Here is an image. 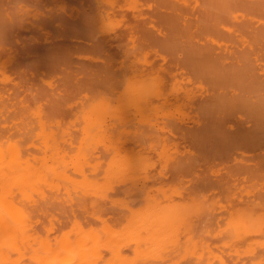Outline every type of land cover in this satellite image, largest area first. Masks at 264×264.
I'll return each instance as SVG.
<instances>
[{"label":"bare ground","instance_id":"1","mask_svg":"<svg viewBox=\"0 0 264 264\" xmlns=\"http://www.w3.org/2000/svg\"><path fill=\"white\" fill-rule=\"evenodd\" d=\"M120 1L0 0V20L7 19L10 22L9 26L3 30L4 44L0 46V264H163L165 261L176 262L190 256L195 259L194 264H225V262L228 263V260L223 259L226 257L221 252L225 255L235 252L237 255L239 250L254 257L250 260L251 257L244 259L242 256L243 261H249L243 262L239 258L238 261L243 262L242 264H258L264 261V252L260 255L256 254L258 247L264 250V168L261 169L263 173L260 176L262 178L256 177L257 173L260 174L259 170L256 172L258 166L255 172L253 171L255 170L254 166V169L251 170L250 168L249 173L251 174L245 178L242 177L239 182L245 181V184H240L239 188L235 186L238 185L236 182L234 186L233 183L231 185V180L226 183L228 185L225 189L229 185L231 187V191L230 188L227 189L228 191L226 190L227 196L220 193L224 190L225 185L221 184L227 182L226 178L223 177L224 180L226 179L225 182L223 181L224 183L219 182L223 178L217 180L221 183L218 185L219 189L222 186L221 189L223 190L218 191V188L215 190L217 186L213 187L215 183L211 179L213 178L214 181V177H219L213 176L212 173L215 171L211 172L212 178H208L207 182L204 178L202 179L204 183L197 177L199 172L196 171L197 174L193 172V169L195 171L197 168H193L192 172L187 170L190 174L193 173L195 177L185 171L187 166H191L193 160L198 159L196 162L199 165L202 164L199 161L202 157L207 159V163L208 160L215 159V157L225 158L226 149L236 148L234 145L247 148L252 143H256V146L264 143V140H259L263 138L261 136H264V73L259 72V64L256 63L259 54L262 55V59L259 58V60H264V0H164L165 2L161 0L163 7L167 1L166 6L170 2L176 9L191 8L198 10L195 17L191 14L193 21H191V15L188 17L191 22L195 20V27L193 26V28L198 34L200 33L199 38L201 35L204 41L205 39L210 41L206 42L208 49L209 43L210 47L217 45L218 49L220 47L223 50L232 48L229 51V56L234 55L232 57L234 60L230 62H228V58H231L223 55V53L221 56L220 54H212L208 56L209 58L201 56L203 59H208L191 62L193 66L198 63L195 66L201 64L204 67L202 69L199 66L200 72L206 71L202 72V75L200 74L202 76L200 78H206L204 74L207 73V77L209 75L216 86L223 88L222 83L225 88L224 94H222L223 89L220 90L221 88L216 89L217 94V91L215 93L213 91L211 101L207 102V100L195 110L194 108L191 109L190 101L194 99L200 88L199 84L202 83H197V87L194 86V83L187 86L184 78L187 79L188 76L184 77L182 76L184 73L180 72V75L179 72V74L176 72L181 70L178 68L180 65L176 66L178 70H175L177 68L174 65H170L173 67L172 70H169L168 67L166 70L165 66L167 65H154L151 60L152 57L150 58L151 52L147 50H143V52L142 48H139L141 43L133 38H131V42L118 43V45L126 44V48L123 49L124 52L120 57H118L119 54L116 58L115 53L112 54L107 50L106 43H113L114 41L113 38L112 41H107L110 40L107 38L111 35L110 32L117 29L116 33H118L120 28L123 29L121 26L124 27V24L128 23L124 21L127 18L124 19L123 17L127 8L132 9L130 12L133 13V9H135L137 16L141 17L140 12L137 13L139 9H136L139 4L138 0H123L121 3ZM157 2L158 7L161 2L159 3V0ZM117 7L119 8L118 13L116 12L117 15L122 12L120 10L126 9L125 12L123 11L124 15H121L123 12L120 14V19L118 18L119 15L117 17L115 14ZM143 9L146 8L143 7ZM140 10L142 11L141 8ZM145 11V14H148L147 10ZM185 11H182L184 15L187 14ZM15 18L22 19V23H11ZM122 18L124 24L121 21ZM187 19L184 20L187 21ZM188 23L184 25L188 26L187 30L191 33L193 29L189 27L191 23L189 25ZM250 24L257 26L253 28L250 27ZM118 25L120 26L119 29ZM135 25L133 28L137 29ZM142 25L140 26L142 27ZM133 28L130 29L131 31L127 29L129 33L133 34L132 37H134L133 32L135 30ZM21 29H26L25 33L28 32L29 35ZM153 30L156 31V29ZM185 30L184 33L187 31ZM129 33L124 36L127 35L128 37ZM145 33L154 34L151 31ZM192 33L191 35L194 36ZM113 34L115 35V33ZM168 34L169 32H167ZM172 34L174 35V33ZM225 34L230 36V39L233 35L238 36L242 46H239L240 43L238 45L225 43L226 39L224 41L221 39V35ZM167 35L165 36L167 37ZM69 36L79 37V41L81 39L92 40L89 43L85 42L86 45L83 42L80 44L85 46L77 47L72 45L73 43H69V41L73 42ZM179 36L178 34L177 38L173 37L177 39L175 41H178ZM236 36H233L235 41L237 40ZM141 37L144 38V35ZM166 37L165 42L168 40ZM184 37L186 41L191 39L187 38L188 36ZM124 38L126 39V37ZM145 38L148 39V37ZM149 38H151L150 35ZM233 39L231 42L234 41ZM44 42L45 44H43ZM165 42L163 43L164 46ZM198 42L195 41V44L197 45ZM40 43L42 44L40 45ZM171 43V46L169 42L167 43L169 48L166 47V49L172 51L179 42H176L174 47ZM187 45L189 43L186 44V47ZM181 46L180 48L183 49ZM188 48L190 49V47ZM166 49H164L165 53L167 52ZM202 49L198 52L195 50V53L203 54ZM189 51L192 53L191 50ZM211 51L209 50L210 53ZM74 53H77L79 58H83L86 61L85 64L81 59L79 60L82 65L77 64L74 58L75 61H72L71 56ZM171 56L173 57V55ZM224 56L228 58L225 59ZM155 59L161 60V58ZM72 62L74 63L72 64ZM184 62L182 61V63ZM187 62L188 65H191L189 64L190 61ZM182 63H180L181 66ZM165 64H167L166 61ZM183 65L188 66L185 63ZM194 67L191 68H198ZM163 68L170 71L167 72L168 75ZM173 70L180 76V79L176 77L177 74L171 73ZM49 71L50 73L55 72V75L51 76L48 74ZM181 71L183 72V70ZM45 73L49 76L46 77ZM186 74L193 75V73L187 72ZM57 77L59 78L56 79ZM123 77L140 80L150 78L155 85L152 99L146 103H130L120 92V83ZM57 80L61 82L58 84ZM53 82L56 84L53 85ZM45 87H49L50 92H47ZM227 88H230L229 93L226 92ZM201 89H203V85ZM219 91L222 93L220 94ZM177 114H181L184 118H190L192 122L194 120L193 124L197 123L196 126L192 124L193 127L195 126L194 128H190L191 124L190 127L188 126L189 128L184 125V128L189 130L188 134L192 138L191 141L195 142L193 146L195 145L197 148H202V145L208 146L207 148L205 146V149L202 148L203 151L198 150L202 157L199 153L197 154L196 148L195 151H197L196 154L199 155V158L196 157L197 155L193 150L189 151L194 147L190 146L191 149L188 147V153L183 154L182 149L178 151L177 142L172 143V136L170 133L168 135V131H173L170 124ZM227 114H235L238 117L237 121L240 124L237 132H233L232 127L221 126L224 123L216 124V121L219 123L222 118L218 119L219 116ZM183 117L179 120L184 119ZM208 117L211 119L214 117L217 120L213 123V118L212 124H210ZM246 122L249 123L248 126H244ZM175 123L172 125L175 126ZM167 124L168 127L170 125L169 128L171 129H165ZM177 126L175 127L177 128ZM171 134L173 133L171 132ZM168 136H171V140L168 139ZM189 136L187 135V138ZM188 141L190 140L188 139ZM179 152L183 154V158L177 157V155L181 156ZM249 152L251 153V151ZM211 153L216 156L209 158ZM233 154L235 155V153ZM253 154L255 155V153ZM185 155L188 157V161L193 156L196 158L191 159L190 164H184L186 169L181 164L177 168L171 164L174 162L172 160L174 158V160L181 158L187 162ZM178 159L177 163H179ZM204 159L202 158L203 161H205ZM169 161L175 167H170L175 170L174 172H180L182 175L181 171L184 168L183 171L189 175L191 181L200 182L199 185L196 182V185L199 186L198 189L192 188V184L196 185L193 182L190 183L191 190L189 187L187 188L190 192H196L200 189L201 192L207 193L209 192L208 188L211 191L212 186L215 188L213 195H205L200 192L199 194L202 195L201 198L203 199H199L200 195L198 194V196L194 192L195 195H188L189 192L186 190L184 182L187 185L190 180L183 171V175L189 180L186 181L184 177L182 179L184 182L180 180L183 182V188L180 183L176 186L179 181L178 178L180 179L177 172L178 176L175 173L172 175L169 173L170 175L168 174L166 177L172 178L173 176L176 181L174 178L172 180L165 177L164 179L161 177L160 180V172L166 173L164 169L168 168ZM239 161L234 167L239 166ZM261 161L262 159L259 163L263 165L264 161H262L263 163ZM196 162L192 166L197 165ZM159 163L164 166V169L159 167L161 166ZM224 163L219 162L220 165ZM240 163L242 167L244 164ZM156 164H159L157 168L155 167ZM234 164L236 165V162ZM228 165L230 166L229 163ZM209 166L211 167L208 165V168H210ZM199 168L201 169V165ZM212 168H214L213 165ZM212 168L208 170L211 171ZM221 168L223 170L224 166ZM247 168H245L246 171L249 169ZM152 170L160 173H156L158 176L154 174L157 176L156 179H154L155 176H150ZM206 170L204 169V171ZM242 170L245 172L244 169ZM242 170L240 169V172ZM230 172H227L228 176ZM165 173L164 176L167 175ZM215 174L217 175V173ZM249 175H255L254 179L261 180L252 182L251 179L253 178ZM205 176L207 179L208 175L205 174ZM231 177L228 178L232 179ZM145 179L148 183L152 182L153 184L157 180L161 181L159 184L166 180L170 182L171 187L168 185L169 183L164 184L169 188L163 185L159 186L156 183L151 188L152 183H150L148 184L151 185L150 189L149 187L146 188V192L144 189L145 195L141 198L138 192L133 193V189L139 188L140 180ZM234 179H232L233 182ZM126 182L131 187L119 188V184H127ZM171 183L175 185H171ZM140 184V187L144 185ZM115 187L117 192L114 190ZM203 188L208 191L203 190ZM119 189H121L120 191L127 189V191L122 192L125 194L124 198V194L121 193L123 200L120 197ZM192 189L196 191H192ZM110 190L112 191L110 192ZM129 190V196L132 194V199L136 198L134 195H139L135 202L127 196L128 193L126 192ZM113 192L119 194L120 201L124 202L125 200V203L130 201L133 205L138 200L139 203L127 209L124 207L126 210L122 209L121 211L120 207H117L118 205L112 204L120 211L111 209L114 212L112 213L109 211L112 205L101 199L106 193L109 196L114 195L111 198L118 201L116 200L119 198L118 195L115 196ZM139 192L141 191L139 190ZM218 192L221 196L218 197L217 195L216 197L215 194ZM238 192L241 193L240 196L242 195L241 197L244 198L245 202L238 194L236 195ZM183 193L187 195H183ZM106 196L105 198L108 199L109 197ZM224 196L225 198L221 199ZM237 196L241 198L242 203L234 200ZM225 201L229 202L228 204L231 203L233 207L225 210L223 208L226 206L224 205ZM104 202H108V204L106 203L105 206ZM104 207H110L107 209L108 213ZM216 208H222L224 211L218 213V217H213L216 213L211 216V212ZM76 209L78 213L82 209L81 214H77ZM195 232H197L196 239L192 236ZM210 235L216 237L215 244L210 242ZM218 252L222 255H219ZM232 253L230 254L234 255ZM229 255H226L227 258H231Z\"/></svg>","mask_w":264,"mask_h":264},{"label":"rangeland","instance_id":"2","mask_svg":"<svg viewBox=\"0 0 264 264\" xmlns=\"http://www.w3.org/2000/svg\"><path fill=\"white\" fill-rule=\"evenodd\" d=\"M119 1H120V0H118V2H119ZM121 1H123V0H121ZM121 1H120V3H121ZM154 1H155V0H153V1H152V0H138L139 4H138V7H137L136 9H139V10H138V11L136 10V11H137V13L140 12L139 15H140L141 17L137 16V14H136V12H135V9H133L134 13H133L132 11L130 12V10H132V9H130V8H127V11H126L125 8H124L125 10H120V12H121V11H122V12H123V11H124V12L126 11V14H127V15H126L124 12H123V14H121V13H122V12H121V13L118 14V15H119V17H118L117 13H118V11H119V10H118L119 8L117 7V8H116L117 10H115V14H116V16L120 19V17H121L120 14H121V15H124V14H125L126 17H125V16H123V17H124V19L127 18V20H124V21H125V22H128V23H126L127 25L124 24L123 18L121 19V21H123V24H124V27L121 26L123 29H121L120 26L118 25V26H119L118 29L120 28V29L118 30V33H116L117 29L112 30V31L110 32L111 35H112L113 33H115V35H114V34H113V36L109 35V37H107V38H108V39L110 38V40H107V41H112V38H113L114 41H113V43H112V42H107L108 44L106 43V45H107L106 48L108 47L107 50H108L110 53H112V54L115 53L116 58H117V56H118L119 54H120V55H119L118 57H120V56L123 54V52H124V50H125V48H126V44H123V45L120 44V45H118V43H128V41H130L131 38H133V39L139 41V43H141V44H140L141 47H139V48H142V49H141L142 51H143V50H144V51L147 50V51H150V52H151V55H152V56H150V58L152 57L151 60H152V63H153L154 65H156V66H161L162 64H163L164 66L167 65V66H165V67H166V68H165L166 70H168V69H169V70H172V69H173V67H170V65H172V66L174 65L175 67H176V66L178 67V66L180 65L178 68H179V69L181 68V70H183V72H182L181 70H178L177 67H176L177 69H175V68H174V69H175V70H178V71H176L177 73H178V72H179V73L181 72L182 74L184 73L182 76H184V77H187V76H188L187 79L184 78V77H181V78H184V80H185L186 83H187V86H189V85H191V84L194 83V86L197 87V86H198L197 83H199V82L202 83V84H199V85H200V86H199L200 88H199V90L197 91V93H196L194 99H192V100L190 101L191 109L194 108V110H195L198 106H200L201 104H204V102H206L207 100H208L207 102L211 101V99H212L211 97L213 96V95H212V94H213L212 92L214 91V93H215V92L217 91L216 89L219 90V88H221V87H218V85L216 86L215 82H213V80L210 78V76L208 75V77H209L210 79L207 77V73L204 74V76L206 75V76H205L206 78H204V77H203V78H200V77H202V76H201V75H202L201 73H202V72H206L205 70H204V71L202 70V72H200V70H201L200 68L203 69L204 67H203L201 64L199 65V66H201L200 68H199V66H195V65L198 64V63H197V64H195L194 66H195V67H198V68H197V69H193V68H191V67H194V66H193V63L191 64V62H194L195 60H196V61H202V59H203L202 57H208V56H211L212 54H213V55L220 54V56H221L222 53H223V55L225 54V55H227L228 57L231 58V59H229L227 56H224L225 59H226V57H227V58H228V62H230L231 60H234V59H232V57H234V55L231 54V55L229 56V54H230L229 51L232 50V48L230 47V48L227 49V50H223V48L220 47V48L218 49L217 45H215L216 47H214V46H211V47H210V43H209V49H208V45H207L208 43L206 44V42H210V41H207V39H205V41H204L203 38H202L201 35H200V38L202 39V40H201V39L199 38V34H200V33L198 34V32H196V30L193 28V26L195 27V24H194V23H195V20H194V22H191V21H193V20H192V19H193V16H192V15H194V17H195V14H196V12H198V10L196 11V9H191V8H182V9H178V8H177V9H176V7L173 6V4H171L170 2H168L169 4H167V6H166L167 1H166V3H164V5L166 6V8H165V6H164V7L161 6V4L163 5L162 2H165L164 0H163L162 2H161V0H159V3H160V2H161V3H160V6L157 7V5H159V4H157V3H158L157 0H156L155 2H154ZM153 2H154V3H153ZM155 3H156V4H155ZM147 5H148V6H147ZM168 5H170L169 8H167ZM171 5H172V6H171ZM143 7L146 8L145 10H147V13H148V14H145L146 11L143 9ZM160 7H163V8L161 9ZM140 8L142 9V11L140 10ZM159 8H160V10H159ZM172 8H173V10H176V11H173ZM174 8H175V9H174ZM122 9H123V8H122ZM128 9H129V11H128ZM152 9H155L156 12H154L155 10H152ZM163 9H164L165 12L163 11ZM165 9H166V10H165ZM169 9H170V10H169ZM158 10H159L160 12H159ZM161 10L163 11L162 14H161V12H162ZM177 10H179V11L177 12ZM181 10H182V11H183V10H184V11L186 10L185 13H187V14L184 15V12H182ZM190 10H191V11H190ZM148 11H150V12H148ZM192 11H193V13H192ZM194 11H195V13H194ZM116 12H117V13H116ZM151 12H152V13H151ZM153 12H154V13H153ZM173 12H175V13L173 14ZM180 12L184 15V19H185V18H188L187 21L183 19V15H182ZM156 13H157V14H156ZM178 13H179L180 15H179ZM189 13H190V14H189ZM141 14H142L143 16H142ZM154 14H155V15H154ZM164 14H165V15H164ZM191 14H192V15H191ZM128 15H129V16H128ZM133 15H134V16H133ZM151 15H152V17H151ZM156 15H157V16H156ZM158 15H159V16H158ZM173 15H174V16H173ZM190 15H191V16H190ZM136 16H137L138 18H137ZM162 16H163V17H162ZM171 16H172V17H171ZM177 16H178V17L180 16V17H179V20H178V17H177ZM185 16H186V17H185ZM188 16H190L191 21H190V18H189ZM135 17H136V18H135ZM143 17H144V18H143ZM154 17H155V18H154ZM157 17H158V18H157ZM167 17H168V18H167ZM170 17H171V18H170ZM175 17H176V18H175ZM181 17H182V18H181ZM147 18H148V20H147ZM172 18H173V19H172ZM137 19H138V21H137ZM139 19H140V20L142 19L143 22H144V24H143L142 20L140 21ZM144 19H145V20H144ZM149 19H150V20H149ZM167 20H168L169 22H168ZM171 20H172V21H171ZM182 20H183V21H182ZM188 20H189V21H188ZM139 21H140V22H139ZM145 21H146V22H145ZM147 21H148V22H147ZM160 21H161V22H160ZM175 21H176V22H175ZM185 21H186V22H185ZM138 22H139V23H138ZM166 22L169 23V24H167ZM184 22H185V23H188V22L191 23V25H190L189 27H191V28L193 29V30H191V31L194 32V33H192V32H191V33H192L194 36L191 35V33H190L189 30H187V27H188V26L186 27V26L184 25V24H185ZM121 23H122V22H121ZM146 23H148V24L146 25ZM156 23H157V24H156ZM176 23H178V24H176ZM190 23H188V25H189ZM123 24H122V25H123ZM135 24H137V25L139 24V25L137 26V25H135ZM142 24H143V25H142ZM162 24H164V25L162 26ZM179 24H180V25H179ZM181 24H182V25H181ZM193 24H194V25H193ZM120 25H121V24H120ZM125 25H126V27H125ZM134 25L137 27L138 30L135 29V28H133ZM140 25H142V27H141ZM176 25H177V26H176ZM178 25H179V26H178ZM183 25H184L185 27H184ZM251 25H252V24H250V27H253V28H256V26H257L256 24H253L254 26H253V25L251 26ZM143 26H144V27H143ZM147 26H148V27H147ZM172 26H173V27H172ZM174 26H175V27H174ZM181 26H183V27L181 28ZM131 27L133 28V30L135 29L134 32H133V33H134V37H132L133 34H131V32H130V33L128 32V30L132 29ZM138 27L140 28V30H139ZM150 27H151V28H150ZM169 27H170V28H169ZM141 28H142V29H141ZM164 28H165V30L163 31ZM166 28H167L168 30H167ZM171 28H172V29H171ZM174 28H175L176 30H175ZM178 28H179V29H178ZM184 28H185L187 31H186ZM127 29H128V30H127ZM151 29H152V30H153V29H156L157 32H156L155 30L152 31ZM161 29H162V30H161ZM121 30L123 31V33H122ZM133 30H132V31H133ZM143 30H144V31H143ZM166 30H167V31H166ZM184 30H185L186 32H188V33H186V32L184 33ZM21 31H24V33H25L26 29H25V30L21 29ZM27 31H28V29H27ZM114 31H115V32H114ZM119 31H121V33H119ZM130 31H131V30H130ZM135 31H136V32L138 31V32L136 33ZM140 31H141L142 34H141V33L139 34ZM147 31H148L149 33H150V31H151V33H154L155 35H154V34H148V33H145V32H147ZM165 31H166V32H165ZM176 31H177V33H176ZM163 32H164L165 34H162ZM167 32H169L168 35H167ZM182 32H183V33H182ZM24 33L22 32V34H24ZM126 33H127V34L129 33L130 35H128V37H127V35L124 36ZM157 33H158V34H157ZM170 33H171L172 36L170 35ZM172 33H174V35H173ZM175 33H176V36H177V37H178V34L181 36V37L179 36L180 40H179V38H178V41H175V40H177V39L173 38V37H176V36H175ZM180 33H181L182 35L184 34V36H188L187 38H189V39L191 38V39H190V40L187 39V41H186V38H185L184 36H182ZM25 34H28V32H26ZM117 34H119L120 36L117 35ZM186 34H187V35H186ZM28 35H29V34H28ZM143 35H144V38L141 37V36H143ZM145 35H146V36H145ZM149 35H150L151 38H149ZM156 35H157V36H156ZM159 35H160V36H159ZM165 35H167L169 41L167 40V37H166ZM189 35L192 36V37H190ZM72 36H73V35H72ZM114 36H116V37H115L116 40H115ZM136 36H137V37H136ZM153 36H154V37H153ZM164 36L166 37V40H167L166 42H165V40H164V39H165ZM197 36H198V37H197ZM223 36H224L225 38H224ZM233 36H236V35H233ZM233 36L231 37V39H233ZM124 37H126L127 40H126ZM135 37H136V38H135ZM145 37H148L149 40H148L147 38H145ZM161 37H162V38H161ZM177 37H176V38H177ZM183 37H184V38H183ZM222 37H223V38H222ZM229 37H230V36H228L227 34H225V35H221V39H222L223 41H224V39H226V42H225V43L230 44V45H232V44L238 45V44L240 43L239 46H240V47L242 46V42L238 40V36H236V39H237V40L235 41V40L233 39L234 41H232V42H231V39H230ZM69 38H70V39L72 38L71 41H73V42H70V41H69V43H71V44L73 43L72 45H75V46H77V47L85 46V45H86L85 42L89 43V42L92 40V39L89 40V39H87V38L85 37L87 40H85V39H81L82 41H81V40L79 41L78 39H80V38H79V37L76 38V36H75V37H70V36H69ZM81 38H83V37H81ZM140 38H141V40H140ZM154 38H155V39H154ZM198 38H199L200 40H199ZM122 39H123L124 41H123ZM145 39H146V40H145ZM150 39H151V40H150ZM153 39H154V40H153ZM161 39H163V40H161ZM184 39H185V40H184ZM192 39L195 40L196 42L199 41L200 44H199V42H198L197 45H196V44H195V41H193ZM39 40H41V39H39ZM74 40H75V41H74ZM84 40H85V41H84ZM156 40H158L160 43H159L158 41H156ZM222 40H220V41H222ZM121 41H122V42H121ZM151 41H152V43H151ZM162 41H163V42H162ZM174 41H175V42H174ZM181 41H182L183 43H182ZM185 41H186V42H185ZM191 41H192V42H191ZM39 42H41V41H39ZM42 42H43V41H42ZM60 42L62 43V41H60ZM63 42L65 43L64 40H63ZM78 42H79V43H78ZM82 42H83V44L85 43V45H83V44L80 45ZM130 42H131V41H130ZM153 42H154L155 44H157V45H155ZM164 42H165V46H164V44H163ZM168 42H169V45H170V42H172V43H171V44H173L172 47H174V46L176 45V42H179V43H180V44L177 43L178 45L175 46L176 49L173 48L174 53H173V50H172V51H171V49L168 50V48H169V46H168V44H167ZM161 43H162V44H161ZM174 43H175V44H174ZM188 43H189L190 46L187 45V47H186V44H188ZM191 43H192V44H191ZM41 44H42V43H40V45H41ZM43 44H45V42H44ZM153 44H154V45H153ZM166 44H167V45H166ZM184 44H185V47H183ZM202 44H203V49H202ZM46 45H48V43H46ZM110 45H111V47H109ZM143 45H144V46H143ZM180 45H182L181 47H182L183 49L180 48ZM205 45H206V46H205ZM211 45H212V44H211ZM120 46H122V47H121V50H120ZM153 46H156V47L153 48ZM162 46L164 47V49H166V47H168V48L166 49V50H167L166 53L164 52L165 50L163 49ZM170 46H171V45H170ZM177 46H178L179 48H178ZM198 46L200 47L199 49L197 48ZM204 46H205V47H204ZM41 47H42V46H41ZM143 47H144V48H143ZM188 47H190V49H189ZM194 47H195V48H194ZM212 47H213V48H212ZM118 48H119V49H118ZM177 48H178V49H177ZM185 48H186V50L188 49V50H187L188 52L185 50ZM191 48H192V49L194 48L193 51H192ZM206 48H207V50H206ZM214 48H215L216 50H215ZM123 49H124V50H123ZM201 49L203 50L202 52H204L205 54H204V53H203V54L201 53L202 55H201V54L198 55V53H195L196 51L198 52V51H200ZM204 49H205L206 52H207V51L209 52V50H212L213 52H212V51H211V53L209 52V55H208V52L206 53V52L204 51ZM221 49H222V50H221ZM182 50H183V51H182ZM189 50H191L192 53H190ZM195 50H196V51H195ZM255 50H257V49H255ZM137 51H139V50H137ZM144 51H143V52H144ZM157 51H158V52H157ZM162 51H163V53L161 54ZM170 51H171V52H170ZM175 51H177V52H175ZM178 51H179L180 54L178 53ZM185 51H186V52H185ZM257 51H258V50H257ZM109 52H108V54H109ZM118 52H120V53H118ZM193 52L196 54L195 56H194V53H193ZM153 53H154V54H153ZM169 53H170V54H169ZM183 53H184V56H183ZM259 53H261V52L259 51ZM165 54H166V55H165ZM174 54H176V55H174ZM181 54H182V55H181ZM192 54H193V55H192ZM206 54H207V56H205ZM115 55H114V56H115ZM167 55H168V56H167ZM171 55H173V57H172ZM177 55H178V56H177ZM223 55H222V56H223ZM73 56H75V57H73ZM170 56H171V57H170ZM197 56H199V57H197ZM201 56H202V57H201ZM259 56H260V54H259ZM259 56H257V57H258V60H257L256 63H257V65L259 64V65H258L259 68H258V67H257V68H258L259 72L264 73V70H263V69H264V60H261V61H260L259 58L262 59V58H261L262 55H261L260 57H259ZM77 57H78L77 53H76V54L74 53V55L71 56V60L74 58V59L76 60V63H77V64H78V63L80 64L81 61H80L79 59L83 60V58H81V57H80V58H79V57L77 58ZM168 57H169V58H168ZM187 57H188V59H187ZM196 57H197L198 60L196 59ZM224 57H223V58H224ZM263 57H264V55H263ZM155 58H161V60L159 59L160 62H159L158 59H155ZM167 58L170 59V60H168ZM199 58H200V60H199ZM208 58H209V57H208ZM208 58H204L203 60L208 59ZM74 59H73L72 61H75ZM154 59H155L156 61H155ZM186 59H187V60H186ZM263 59H264V58H263ZM171 60H172V61H171ZM185 60H186V61H185ZM165 61H166L167 64H165ZM182 61H183V62L185 61V62H184L185 65H188V62H187V61H190L189 64H191L192 66H191V65H188V66H191V67H190L191 70H189L190 68H188V66L185 67V66L183 65L184 63H182ZM196 61H195V62H196ZM226 61H227V60H226ZM82 62H84V64H85L86 61L83 60ZM156 62H157V63H156ZM163 62H164V63H163ZM186 62H187V63H186ZM73 63H74V62H72V64H73ZM169 63H170V64H169ZM172 63H173V64H172ZM174 63H175V64H174ZM176 63H177V64H176ZM180 63H182V66H181ZM77 64H76V66H78ZM159 64H160V65H159ZM74 65H75V64H74ZM80 65H82V64H80ZM80 65H79V66H80ZM164 66H162V67H164ZM262 66H263V68H262ZM167 67H168V69H167ZM195 67H194V68H195ZM186 68L188 69L187 71L185 70ZM260 68H261V70H260ZM165 69L163 68V70H165ZM199 69H200V70H199ZM166 70H165V71H166ZM175 70L171 71V73L174 72L173 74H177V73H175ZM194 70H195V72H198V73L193 72ZM196 70H197V71H196ZM46 72H47V71H46ZM167 72H170V71H166V74H167ZM186 72H187V73H193V75H192V74H186ZM179 73H178V74H179ZM181 73H180V75H181ZM208 73H209V72H208ZM262 73H261V75H263ZM45 74L47 75V73H45ZM48 74H50L51 76H52V75L54 76V75H55V72L52 71V72L50 73V71H49ZM168 74H169V73H168ZM168 74H167V75H168ZM178 74L176 75V77H179V79H180V76H179ZM185 74H186V76H185ZM200 74H201V75H200ZM196 75H197V76H196ZM48 76H49V75H47L46 77H48ZM191 76H192L193 78H192ZM194 76H195V78H194ZM58 78H59V77H57L56 79H58ZM209 80H210V81H209ZM57 81H58V84L61 82L60 80H57ZM57 81H56V82H57ZM54 82H55V81H54ZM54 82H53V85L56 84V83H54ZM263 82H264V81H263ZM216 83H218V82L216 81ZM218 84H220V83H218ZM46 85H47V84H46ZM202 85H203V89H201V86H202ZM44 86H45V85H44ZM47 86H49V85H47ZM192 86H193V85H192ZM219 86H220V85H219ZM221 86H222L223 88H221L220 90L223 89V93H222V91H219V93H220V94H221V93L224 94V92H225L224 89H225V88H224V86H223L222 83H221ZM49 87H50V86H49ZM49 87H45V88H46L45 90H46L47 92H50V88H49ZM47 88H49V89H47ZM200 89H201V90H200ZM227 89H228V90H227ZM227 89H226V92L229 93V92H230V88H227ZM48 90H49V91H48ZM217 93H218V91L216 92V94H217ZM210 95H211V96H210ZM203 98H204V99H203ZM201 101H202L203 103H202ZM178 115H179V116H178ZM180 115H181V114H177V115H175L176 118H174V121H173V122L171 121L172 124H174V123H175V120H177L176 123H177V122H178V123H177V124L175 123V126H176V125H178V126L180 125L179 128H178V126H177V128H176V127H175L174 125H172V124H170L171 127H172V129L169 128V127H170V125H169V127H168L169 121L167 122L168 124H167V126H166V128H165L166 130L171 129V130L174 131V132L171 131L173 134H171V132L168 131V135H169V133H170V135L172 136V141H173L172 143L177 142V144L179 145V148H178L179 150H178V151H181V149H182L181 152H183V154H184V153H185V154L188 153V149H189L188 147H190V146H191V147H194V148L191 149V147H190L191 150H189V151H192V150H193V151L195 152V154H196V152H197L198 150L203 151V149H205V146H206V148H207L208 146H207V145H204V146L202 145V148H203V149H202V148H197L195 145L193 146V144H195V142H192V141H191L192 138H191V137L189 136V134H188L189 130L187 131V129L184 128V125H185V127H186V126H187V127H188V126L190 127V124H191V127H190V128H194V127L196 126L195 124H197V123L195 122V124H193V123H194V120H193V122H192V120H191L190 118H187V117L184 118L182 115H181V116H180ZM226 116H227V117L229 116L230 118H229V117L227 118ZM181 117H183L185 120H184V119L179 120ZM221 117H222V118H221ZM186 118H187V119H186ZM208 118H209V117H208ZM213 118H214V117H213ZM213 118H212V119H213ZM219 118H221V120H219V123H218V121H216V120H217L216 118H214L213 123H214L215 121L217 122L216 124H220V125H221V123H224V125H221V126L232 127L233 132H237V130H238L237 128H239V124H240V123L237 121V118H238V117H237L235 114H234V115H228V114H227V115H223V116L221 115V116L218 117V119H219ZM232 118H233V119H232ZM209 119H210V120H209L208 122H211L212 119H211V118H209ZM182 120H183V121H182ZM181 121H182L183 123H182ZM232 121H234V122H232ZM185 122H186L187 124H189V125H187ZM235 122H236V123H235ZM237 123H238V124H237ZM182 124H183V127L181 128ZM192 124L195 125V126L193 127ZM210 124H212V122H211ZM236 124H237V125H236ZM201 125L203 126V123H202ZM204 125H205V124H204ZM248 125H249V123L246 122L244 126H248ZM173 126H174V127H173ZM167 127H168V128H167ZM187 127H186V128H187ZM189 127H188V128H189ZM173 128H174V129H173ZM180 128H181V129H180ZM175 129H176V130H175ZM178 129H179V130H178ZM181 132H182V133H181ZM183 132H184V134H183ZM176 133H177V134H176ZM180 133H181V136H180ZM235 134H236V133H235ZM178 135H179V136H178ZM187 135L189 136L188 138H187ZM171 136H168V139H169V140H171ZM177 136H178V137H177ZM182 136H183L184 138H183ZM173 137H174V138H173ZM261 137L264 138V136H261ZM190 138H191V139H190ZM263 138H261V139H259V140H260V141H263V140H264ZM173 139H174V140H173ZM176 139H177V140H176ZM188 139H189L190 141H188ZM257 139H258V138H257ZM259 140H258V141H259ZM180 141H181V142H180ZM183 141H184V143H183ZM189 142L191 143L190 145H189ZM255 142H256V140H255ZM263 142H264V141H263ZM182 143H183V144H182ZM257 143H258V142H257ZM187 144H188V145H187ZM254 144H255V145H254ZM260 144H261V145H260ZM260 144H258V146H256V143H252V144H251L249 147H247V148H245V147H240V146H238V145H234L237 149H236V148H232V150H230L231 148H229V149H228V150H230L229 152H227L228 150L226 149V151L224 152V153H225L224 155H225L226 157H225V158H220V157L218 158V157H217V158L219 159L218 161H217V158L215 157L216 155L211 153V157H209V158H212V156H213V158L215 157V159H210V160H208V163H207V161H206L207 159L205 160L204 157H202V154H200V152L198 151L197 154L199 153V155H201L200 157H202V158L205 160V161H203L202 158L199 159V161H201V163H202V164H200V165H201V169L199 168V167H200L199 163H197V162H198V159H197V160H193V161L191 160V159H196L195 156H193V155H192L193 157H192L191 159H190V158H189V159L193 162V163L191 162L192 164H194V162L197 161V162H196L197 165L195 164L194 166H196V167H194V166H192V164H191V166L189 165L190 167L187 166L189 169H188V168L186 169V166H185L184 164H185V163H186V164H190V160L188 161V157H187L186 155H185V156H186L187 158L185 157V159L187 160V162H186L185 160L181 159V158L184 157V156H182L183 154H181V152H179V153L181 154V156H178V155H177V157H181V158H179V159L177 158L179 163H177V159L174 160V159H175V158H174V159H172L174 162L172 161L173 163H171V162H170L171 160H170V161H169V164L171 163L173 166L175 165L176 168H177V166H178L179 164H181V165H183V167L186 169V170H185L186 172H189V171H187V170H191V172H192V169H193V168H197L195 171H194V169H193V172L198 171L199 173L196 172V174L198 173L197 177L200 178L201 180L204 178V180H205L206 182H207V180H209L208 178H210V177L212 178V176H210V175H212V174H213V176H214V175H215V176H219V177H214V178H215L214 181H213V178L211 179L212 182H214L215 184L218 182V181H217L218 179L223 178V177L226 178V179H227V182H225L226 179L224 180V178H223V180H222V179L219 180V182H221V183L224 181V182H225V183L223 182L224 184H221V183L218 182L217 185H215V184L213 185V183L210 181L211 184L213 185V187H214V186H217V187H216V189H215V188H212V186H211V191H210V189L208 188L209 192H207V191H208L207 189H204L205 186H202V187H204L203 190H207V191H206L207 193H205V192H201L202 190H200V189H199V191H198V190H197V191L195 190L197 187H199V186L196 185V182H197L198 185H199L200 182H198V181H194V180H193V181L190 180L189 175L192 174V176L195 177V175H194L193 173L190 174V172H189V173H188L189 175H188L186 172L183 171L184 168H182V166H181V168L183 169L182 171L188 175L189 178H188L187 176H186V177L190 180V181H189V180H187V179L185 178V176L183 175L184 173H183L182 171H181V174H182L183 176L180 175V172L178 173V172L176 171V172L179 174V177H180V179L177 177L179 181L182 180L183 177L186 179V181H189V182L187 183V185H186V183L182 180V181L184 182V185L186 186V190H188V189H187L188 187H189V189L191 188V184H192V182H193L196 186H194V185L192 184V188H195V187H196V188H195V189H192V191L195 190L196 192H194V191H193V192L196 193L197 195L201 192V194L204 193L205 195L207 194V195H211V196H212V195H213L212 193H213L215 190H217V188H218V191L224 189L223 191H225V192L222 193L223 191H221L220 193L223 194V195L225 194V196H227V195H226V193H227L226 190L230 188L229 190L231 191V187H230V185H229L228 188L225 189V188L227 187V185H228V184L226 185V183H228V182L231 180V181H230V182H231V185H232V183H233V186H234V184H235V182H236L238 185H235V186H237V187H238V186L240 187V184H241V185H242V184H245V183H244L245 181H244V182H243V181H242V182H239V181H241V179H242L243 176H244V178H245V177H247L248 174H251V173H249L250 168H251V170H252V168L254 169V167H255V170H253L254 172H255L256 169L258 168L256 172H258V170H259V173H260V174L257 173V176H256V177L259 176V178H262V176H260V175H262L261 173L264 172V171H263V172L261 171V169L264 168V163L262 162V161H264V151H263V150H264V149H263V148H264V146H263L264 143H260ZM175 145H176V144H175ZM175 145H174V146H175ZM234 146L232 145V147H234ZM259 146H260V147H259ZM261 146H262V148H261ZM195 148H196L197 151H195ZM243 148H244V149H243ZM251 148H252V149H251ZM260 148H261L262 150H261ZM249 149H250V150H249ZM248 150L251 151V153H250ZM178 151H177V152H178ZM186 151H187V152H186ZM243 151H244V152H243ZM245 151H246L247 153H246ZM170 152H171V151H170ZM194 152H193V153H194ZM236 152H238V153H236ZM175 153H176V150H175ZM179 153H178V154H179ZM193 153H192V154H193ZM202 153H203V152H202ZM228 153H229V154H228ZM233 153H235V155H234ZM244 153H245L246 156L243 155ZM253 153H255V155H254ZM189 154H190V153H189ZM189 154H188V155H189ZM197 154H196V155H197ZM209 154H210V153H209ZM232 154H233L234 156H233ZM237 154H239L238 157H237ZM241 154H242V156H240ZM154 155H155V154H154ZM174 155H176V154H174ZM199 155H197L196 157L199 158V157H198ZM155 156H157V155H155ZM204 156H205V155H204ZM232 156H233V157H232ZM249 156H250L251 159L249 158ZM251 156H252V157H251ZM254 156H255V157H254ZM174 157H175V156H174ZM207 157H208V156H207ZM207 157H206V158H207ZM234 157H235V158H234ZM240 157H241V158H240ZM243 157H245V158H243ZM246 157H247V158H246ZM221 159H222L223 161H222ZM236 159H237V160H236ZM256 159H257V160H256ZM261 159H262L261 162L263 163V165H261V163H259ZM179 160H181L182 162L179 161ZM212 160H213V162H212ZM215 160H216V161H215ZM224 160H225V163H224ZM238 160H240L239 163L242 162V164H244L243 166H247L249 169H248L247 167H243V166L241 167V166H240L241 163H240V164L238 163V165H239L238 167H234V166H237V162H238ZM243 160H244V161H243ZM245 160H246V161H249V162H246ZM251 160H252V161H251ZM255 160H256V161H255ZM221 161H222V162H221ZM226 161H227V162L229 161L228 163L230 164L231 167L228 165V163H227ZM250 161H251V162H250ZM254 161H255V162H254ZM175 162H176L177 164H176ZM203 162H204V163H203ZM216 162H218V163H216ZM219 162H220L221 164H222V163H224V164H223V165H220ZM233 162H234V163L236 162V165H235ZM245 162H246V163H245ZM257 162H258V163H257ZM174 163H175V164H174ZM232 163H233L234 165H233ZM250 163H251V164H250ZM159 164H160V163H159ZM159 164H156L155 167L157 168V166H159ZM169 164H167V166H168L169 169H168L167 167H165V168H167V169H164V166H162V165L160 164L161 166H159V167H160V168L163 167V169L166 171V173L164 172L165 175L167 174L166 176H164V173H163V172H160V170H159L160 168H159L158 170H159V172L161 173V175H159L160 180H161V177H162V179H164V177L166 178V177L168 176L169 173H170L171 175H172V173H173V174L175 173V174L178 176V174H177L176 172H174L175 170H174L173 168H175V167H173L171 164H170V166H169ZM203 164H204V165H203ZM205 164H206V165H205ZM207 164H208V165H211V167L209 166L210 168H212V165H213L214 168H212V170L209 171L210 168H208V165H207ZM216 164H217V165H216ZM231 164H232L233 166H232ZM249 164H250V165H249ZM219 165H220V166H219ZM165 166H166V165H165ZM171 166H172L173 168H170ZM197 166H198V167H197ZM204 166H205V167H204ZM222 166H224L223 170H222V168H221ZM251 166H252V167H251ZM253 166H254V167H253ZM257 166H258V167H257ZM179 167H180V166H179ZM256 167H257V168H256ZM202 168H204L205 170H206V168H207V170H208V169H209V170H208V171L206 170V171H207V172H206V171H204V169H202ZM245 168H247L248 170L246 171ZM213 169H215V170H213ZM216 169H218V170H216ZM219 169H220V170H219ZM229 169H231V170H229ZM240 169H241V170L244 169L245 172H243V170L240 172ZM154 170H155V169H154ZM154 170H152V171H154ZM158 170H157V171H158ZM176 170H177V169H176ZM226 170H228V171H226ZM236 170H237V171H236ZM263 170H264V169H263ZM152 171H150V176H151V177H152V176L154 177L155 175H157L156 173H159V172H155L156 170L154 171V173H151ZM168 171H169V172H168ZM178 171H180V169H178ZM202 171H203V173H202ZM212 171H215V172L211 174ZM229 171H231V172L229 173V176H228V175H227V174H228L227 172H229ZM260 171H261V172H260ZM167 172H168V173H167ZM200 172H201V174H200ZM205 172H206V173H205ZM209 172H210V174H209ZM220 172H221L222 174H221ZM223 172H224V176H223ZM160 173H159V174H160ZM207 173H208V174H207ZM215 173H217V175H216ZM218 173H219V174H218ZM235 173H236V174H235ZM154 174H155V175H154ZM170 174H169V175H170ZM186 174H185V175H186ZM199 174L201 175V177L199 176ZM203 174H204V175H203ZM205 174L208 175L207 179L205 178V177H206ZM237 174H238V175H237ZM252 174H253V173H252ZM255 175H256V173H255ZM255 175H252V176L249 175L250 177L253 178V179H251L252 182H253V181H259V180H261V179L256 180L257 178L254 179V176H255ZM157 176H158V175H157ZM157 176H155L154 179H156ZM174 176H175V175H174ZM204 176H205V177H204ZM225 176H228V177H231V176H232L231 178H232V179L235 178V179H234L235 181L233 182L232 179H230V178H228V177H225ZM181 177H182V178H181ZM197 177H196V178H197ZM238 177H239V178H238ZM168 178L170 179L171 177H168ZM168 178H166V179H168ZM172 178H174V181H176V178H175V177L172 176ZM172 178H171V179H172ZM191 178H192V177H191ZM237 178H238V179H237ZM244 178H243V179H244ZM149 179H150V178H148V180H149ZM154 179L151 178V180H154ZM185 179H184V180H185ZM192 179H193V178H192ZM248 179H249V178H248ZM160 180H159V181H160ZM172 180H173V179H172ZM172 180H171V181H172ZM196 180H197V179H196ZM201 180H200V181H201ZM142 181H143V182H142ZM149 181H150V180H149ZM155 181H156V180H155ZM159 181L157 180V182H156L159 186H162V185L164 186V184L167 185V183H169L168 185L170 186V182H168V181H166V180H165V181L163 180L164 183L162 182L161 184H159ZM179 181L177 182V184H176V182H175V184H176V186H178V183H180V185H181V187H182L183 182H181V181L179 182ZM215 181H217V182H215ZM153 182H154V181H153ZM160 182H161V181H160ZM201 182L204 183L203 180H202ZM126 183H127V184H125V183L119 184V185H118L119 188L122 187V189H123L124 187H127V188H129V186L131 187V185H130L128 182H126ZM140 183H142V185L144 184L143 186H145V187H144V188H142L143 186L140 187V186H141ZM150 183H152V182H149V183H148V182H147V179H145V180H140V182H139V188H140V189H139V188H136V190L133 189V193L138 192V193L141 195V198H142V196L145 195V192H146V190H147L146 188L149 187V189H150V186H151V185H148V184H150ZM156 183H154V184L152 183L151 188L154 187ZM173 183H174V182H173ZM173 183H171V185H172ZM190 183H191V184H190ZM202 183H201V184H202ZM175 184H173V185H175ZM188 184H189L190 186H189ZM219 184H221V185H223V186L225 185V187L223 188V187L220 185L221 188H223V189H221V188L219 189V186H218ZM146 185H147V186H146ZM153 185H154V186H153ZM158 185H157V186H158ZM184 185H183V186H184ZM204 185H205V184H204ZM118 186H117V190H118ZM159 186H158V187H159ZM164 187H168V186H164ZM170 187H171V186H170ZM172 187H173V186H172ZM202 187H201V189H202ZM208 187H209V186H208ZM239 187H238V188H239ZM168 188H169V187H168ZM182 188H183V187H182ZM144 189H145V192H144ZM197 189H198V188H197ZM212 189H213V191H212ZM214 189H215V190H214ZM114 190H115V192H117V191H116V187H115ZM120 190H121V189H119V193H120V197H121V193L124 192V191H127V189H126V190L124 189V190H122V191H120ZM130 190H131V188H130ZM130 190H129L128 192H126V193H128V195L126 194L127 196H129V192H130ZM139 190H140L141 192H139ZM190 190H191V189H190ZM239 190H240V189H239ZM111 191H112V190H110V192H111ZM227 191H228V190H227ZM110 192H108V194H109ZM115 192H113V194H114ZM147 192H148V191H147ZM188 192H189L188 195H190V194H194L193 192H190L189 190H188ZM142 193H143V194H142ZM186 193H187V192H186ZM186 193H183V195H187ZM229 193H230V192H229ZM108 194H106V193H105V195L103 194L104 197H103V199H101V200L108 201L111 205H112V204H113V205L115 204L114 206L118 205L117 207H118V208L120 207V208H119L120 211H121L122 209L126 210V209L129 208L130 206H133V205H136V204L139 203V202H137L138 200L136 201V204L134 203L133 205L130 203V201H127V200H126V201H127V202H126L127 204L125 203V200H124V202H123L122 200H123V198L125 197V194H124V193H122V194H124L123 198L121 197V199H122L121 201H122L124 204L120 201L119 194L115 193V196L118 195L117 197H119V198H116V200H118V201H115V199H112V198H111V197H113L114 195L109 196ZM110 194H111V193H110ZM214 194H215V193H214ZM227 194H228V193H227ZM237 194H238V196H240L241 193L238 192V193H236V195H237ZM106 195H107V196H106ZM131 195H132V194H131ZM131 195H130L129 197H131ZM179 195H180V194H179ZM194 195H195V194H194ZM197 195H196V197L198 198V196H199L200 194H199L198 196H197ZM217 195H218V197L221 196V195H219V192H218L217 194H215L216 197H217ZM223 195H222V196H223ZM245 195H246V194H245ZM245 195H244V196H245ZM250 195H251V194H250ZM250 195H249V196H250ZM105 196H106V197H109L108 199H110V198H111V199L108 200L107 198H105ZM127 196H126V197H127ZM137 196H139V195H134V197H136V198L132 199V197H133V196H132L130 199L133 200V202H135V200L139 198V197L137 198ZM225 196L222 197V198L220 197V198L223 199V198H225ZM238 196H237V197H238ZM241 196H242V195H241ZM241 196H240V197H241ZM246 196H247V195H246ZM129 197H128V199H129ZM201 197H202V195L199 196V199H200ZM237 197H235L234 200L236 199V202H240V203H242V201H241V198H242V197H241V198L238 197L239 199H238ZM251 197H252V196H251ZM251 197H250V198H251ZM250 198H249V199H250ZM252 198H253V197H252ZM201 199H203V198H201ZM245 199H246V197H245ZM113 200H114V201H113ZM237 200H238V201H237ZM239 200H240V201H239ZM242 200H243V202H245L244 198H242ZM250 200H251V199H250ZM101 202H102V201H101ZM108 202H104V203H105V206H106V203L108 204ZM133 202H132V203H133ZM140 202H141V200H140ZM225 202H226V203H224V205H226V206L223 207V208H225V210H229V209H231V207H233V206H231V205H232L231 203L228 204L229 202H228V203H227V201H225ZM231 202H232V200H231ZM233 202H234V201H233ZM236 202H234V203H236ZM104 203H103V204H104ZM128 203L131 204V205H129ZM240 203H239V204H240ZM110 204H109V205H110ZM239 204H236V205L238 206ZM111 205H110V207H111ZM113 205H112L111 208H110V207H104V209L106 208L105 211L108 213V212L111 211V209H112L113 211H117V212H118V211H119L118 208L113 207ZM119 205H120V206H119ZM227 205H228V206H227ZM236 205H234V206L236 207ZM75 206H76V205H75ZM107 206H108V205H107ZM73 207H74V206H73ZM124 207H125L126 209H125ZM71 208H72V207H71ZM74 208H76V207H74ZM108 208H110L109 211L107 210ZM114 208H115V209H114ZM77 209H80V208H77ZM77 209L75 210V212L77 211ZM116 209H117V210H116ZM216 209H217V210H216ZM216 209H213V210H212V212H211V216H212L214 213H216V214L213 215V217H214V216H217V217H218V215H219L221 212L224 211L222 208H216ZM220 209H221L222 211H221ZM120 211H119V212H120ZM217 211H220V212H217ZM81 212H82V209H81V211H80L79 213L81 214ZM111 212H112V211H111ZM111 212H110V213H111ZM76 213L79 214L78 212H76ZM112 213H114V212H112ZM218 213H219V214H218ZM82 214H83V216H84V213H82ZM83 216H82V217H83ZM84 218H85V217H84ZM84 220H86V218H85ZM199 220H200V219H199ZM198 222L201 223V221H198ZM192 236H194L193 238L196 239V237H197V232L193 233ZM192 236H191V237H192ZM193 238H191V239H193ZM209 240H210V242H211L212 244H215V242H216V237H215L214 235H210V236H209ZM225 251H228V250H225ZM225 251H224V252H225ZM257 252H258V253H256V254L260 255L261 253L263 254L264 250H263V248L258 247ZM221 253L224 254V256L226 257V258H223V259H224V260H225V259L228 260V261H227L228 263L225 262V264H235V263L240 262V261H238L239 258L241 259V261H243V258H244V259H245V258H246V259H247V258L249 259V257H251V256H249L246 252H244V251H242V250H239V253H240V254L237 253V255H236L235 252H233V253L230 252V253H232V254H234V255H231L230 253H228V254L226 253L227 256L230 254V255H231V258H229V257L227 258V256L225 255V253H223V252H221ZM218 254H219V255H222V254H220V252H218ZM230 255H229V256H230ZM242 256H243V258H241ZM254 256H255V255H254ZM252 258H254V257H251L250 260H251ZM226 260H225V261H226ZM194 261H195V259L192 258V257L190 256V257H187V258H182L181 260L176 261V262H172V261L166 262V261H165L163 264H194ZM234 261H235V262H234ZM237 261H238V262H237ZM245 261H247V260H245ZM245 261H243V262H245ZM243 262H242V263H243ZM247 262H249V261H247ZM242 263L240 262L239 264H242ZM258 264H264V261H261V262H259Z\"/></svg>","mask_w":264,"mask_h":264},{"label":"clouds","instance_id":"3","mask_svg":"<svg viewBox=\"0 0 264 264\" xmlns=\"http://www.w3.org/2000/svg\"><path fill=\"white\" fill-rule=\"evenodd\" d=\"M22 19L15 18L11 23H22ZM10 22L7 19L0 20V46L4 44L3 30L8 27ZM155 85L150 78L143 80L132 77H123L120 83L121 94L130 103H146L153 97Z\"/></svg>","mask_w":264,"mask_h":264}]
</instances>
